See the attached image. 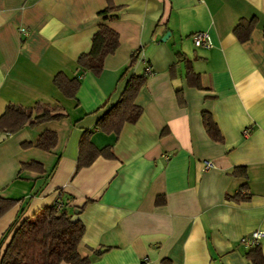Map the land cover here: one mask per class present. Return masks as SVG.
I'll return each instance as SVG.
<instances>
[{
  "label": "crops",
  "instance_id": "obj_1",
  "mask_svg": "<svg viewBox=\"0 0 264 264\" xmlns=\"http://www.w3.org/2000/svg\"><path fill=\"white\" fill-rule=\"evenodd\" d=\"M112 2L107 23L119 45L95 75L77 58L90 49L107 0H0V114L9 102L37 101L63 113L31 119L0 141V196L16 200L0 217V255L21 221L58 203L85 225L78 245L85 264H209L212 256L253 264L242 238L264 229V0ZM253 16L255 27L240 41L234 26ZM200 30L209 32L210 47L195 45ZM133 55L136 63L121 77ZM188 61L201 88L187 81ZM59 71L80 79L75 97L54 84ZM132 72L147 75L135 98L140 117L118 135L97 129ZM203 111L222 141L206 132ZM46 129L57 133L49 150L35 145ZM90 129L91 141L112 145L115 156L77 169L80 138ZM32 161L41 167L20 171ZM238 165L247 178L233 175ZM244 182L248 200L225 197ZM261 247L264 254V237Z\"/></svg>",
  "mask_w": 264,
  "mask_h": 264
},
{
  "label": "trees",
  "instance_id": "obj_2",
  "mask_svg": "<svg viewBox=\"0 0 264 264\" xmlns=\"http://www.w3.org/2000/svg\"><path fill=\"white\" fill-rule=\"evenodd\" d=\"M116 8L112 0H107V5L99 11L100 22L97 30L91 39V47L87 52H83L77 58V63L81 70H89L95 75H100L104 67L106 55L112 53L119 45L118 32L111 28L107 21L109 13ZM257 18H241L234 26L233 32L240 41L248 39L250 32L255 27ZM137 61V56H132L128 65L122 72L121 77L128 75L130 69ZM186 78L189 84L202 87L199 74L196 73L190 61L186 64ZM147 79L146 73H130L118 100L103 113L97 121L96 128L105 132H114L118 135L125 122H135L141 115L143 108L135 102L136 95L140 87ZM54 84L67 97H75L80 87V79L68 77L64 72L59 71L53 77ZM181 90L178 89L179 93ZM62 107L45 101H37L32 106H23L9 102L4 111L0 114V134L15 133L34 119L35 123H41L50 119H57L63 116L60 112ZM202 120L206 132L217 141L223 140V135L217 122L209 111L202 112ZM93 129L85 130L82 133L79 143V154L76 167L80 169L88 166L99 155L114 157L112 145L97 147L91 141ZM57 142V133L52 130H44L35 145L39 148L49 150ZM32 142H23L22 146H31ZM40 163L32 161L22 163L23 168H40ZM233 175L247 178V168L245 165L235 166ZM225 197L234 201H245L251 197L247 182L240 185L239 189L233 193H226ZM164 198L158 197L157 202H163ZM15 199L0 196V217L10 209ZM13 225L10 227V229ZM8 229L2 237L5 239ZM85 225L80 220L72 219L67 210L58 203L43 207L35 213L32 218H25L16 227L14 233L0 255V264H59L62 261L71 264H85L89 258L81 257L78 253V245L84 235ZM1 242V241H0ZM102 250L96 252L100 254ZM246 257L253 264H264V254L261 242L253 245L246 252ZM164 264H170L163 260ZM209 264H222L218 258L211 257Z\"/></svg>",
  "mask_w": 264,
  "mask_h": 264
},
{
  "label": "built area",
  "instance_id": "obj_3",
  "mask_svg": "<svg viewBox=\"0 0 264 264\" xmlns=\"http://www.w3.org/2000/svg\"><path fill=\"white\" fill-rule=\"evenodd\" d=\"M192 37H193L195 45H197V46L210 47L212 45L211 36H210L209 32L206 30H200V31L194 32L192 34ZM146 73L147 74L152 73V69L150 66L147 67ZM244 132H245V134H247L249 131L246 129V130H244ZM205 164H206V166H211L213 163L211 160H206ZM263 237H264V229H255L251 233H249V235H246L245 237H243L242 242L247 247H252L253 245L261 242V239Z\"/></svg>",
  "mask_w": 264,
  "mask_h": 264
},
{
  "label": "water",
  "instance_id": "obj_4",
  "mask_svg": "<svg viewBox=\"0 0 264 264\" xmlns=\"http://www.w3.org/2000/svg\"><path fill=\"white\" fill-rule=\"evenodd\" d=\"M4 138H6V133L0 134V141L3 140ZM77 210L79 211L80 209L77 208Z\"/></svg>",
  "mask_w": 264,
  "mask_h": 264
}]
</instances>
